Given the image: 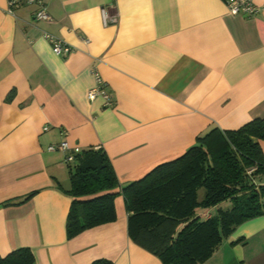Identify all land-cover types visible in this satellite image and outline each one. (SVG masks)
<instances>
[{"label":"crops","instance_id":"obj_1","mask_svg":"<svg viewBox=\"0 0 264 264\" xmlns=\"http://www.w3.org/2000/svg\"><path fill=\"white\" fill-rule=\"evenodd\" d=\"M42 1L49 20L0 0V256L29 247L35 264H165L132 240L120 190L212 129L264 118V0L251 17L224 0ZM103 7L116 23L103 25ZM44 33L72 50L55 54ZM95 71L109 105L87 97ZM61 140L101 148L119 183L115 219L72 237L69 167L47 149ZM199 264H264V214Z\"/></svg>","mask_w":264,"mask_h":264},{"label":"trees","instance_id":"obj_2","mask_svg":"<svg viewBox=\"0 0 264 264\" xmlns=\"http://www.w3.org/2000/svg\"><path fill=\"white\" fill-rule=\"evenodd\" d=\"M264 118L234 130L212 129L181 156L162 163L120 191L132 240L165 264H199L243 220L264 214ZM71 163L73 165H71ZM72 197L66 235L115 219L119 186L106 154L86 149L67 163ZM203 189L201 198L198 190ZM29 196V195H28ZM230 202L221 209L220 204ZM218 208L203 218L198 208ZM0 264H35L29 247L0 256ZM91 264H111L96 260Z\"/></svg>","mask_w":264,"mask_h":264},{"label":"built area","instance_id":"obj_3","mask_svg":"<svg viewBox=\"0 0 264 264\" xmlns=\"http://www.w3.org/2000/svg\"><path fill=\"white\" fill-rule=\"evenodd\" d=\"M227 9L232 14H243L245 16L251 17L258 13L259 7L255 5L253 0H224ZM36 4L37 9L35 11V18L38 20H49L45 5L42 0H7L8 11L12 12L14 7L21 5ZM101 19L103 25L114 24L117 22L118 15L115 12H110L107 8L101 9ZM45 38L50 42L52 51L59 55L62 53H67L72 50V47L66 44L64 41L55 37L49 33H44ZM95 86L90 88L87 92V97L89 100H93L96 97H101L104 101V105L110 104L111 93L105 88V82L101 75L95 71ZM47 149L49 151H61L64 153V160L66 163H70L74 159V155L80 153L82 150L78 147H71L66 140H61L56 143H51L48 145ZM99 149V147H95Z\"/></svg>","mask_w":264,"mask_h":264},{"label":"rangeland","instance_id":"obj_4","mask_svg":"<svg viewBox=\"0 0 264 264\" xmlns=\"http://www.w3.org/2000/svg\"><path fill=\"white\" fill-rule=\"evenodd\" d=\"M71 165H73V164L71 163ZM198 196L199 197L203 196V189H199L198 190ZM220 207H221V209H227V208L230 207V202L229 201H224L223 203L220 204ZM217 210H218V208H216V207H214V208L212 207V208H210L208 210L207 209H203V208H198V212L200 213L201 217H203L202 215L205 214L206 212L210 213L211 215H215ZM201 213H203V214H201Z\"/></svg>","mask_w":264,"mask_h":264}]
</instances>
